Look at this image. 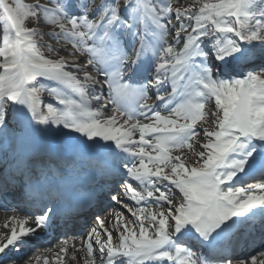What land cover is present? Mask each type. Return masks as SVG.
Masks as SVG:
<instances>
[{
  "label": "snow or ice",
  "instance_id": "obj_1",
  "mask_svg": "<svg viewBox=\"0 0 264 264\" xmlns=\"http://www.w3.org/2000/svg\"><path fill=\"white\" fill-rule=\"evenodd\" d=\"M29 18L58 31L29 28ZM0 33V144L32 145L15 171L0 170V194L27 188L36 206L11 217L0 254L57 227L65 205L91 203L95 190L81 195V175H111L108 198L135 223L121 212L106 227L96 215L81 238L85 264H264V0L183 9L173 0H0ZM44 35L69 42L86 63L48 58L42 48L56 50L40 44ZM209 115L215 126L198 127ZM201 133L194 161L173 155ZM244 235L258 252L237 253ZM60 251L67 255L66 242Z\"/></svg>",
  "mask_w": 264,
  "mask_h": 264
},
{
  "label": "bare ground",
  "instance_id": "obj_2",
  "mask_svg": "<svg viewBox=\"0 0 264 264\" xmlns=\"http://www.w3.org/2000/svg\"><path fill=\"white\" fill-rule=\"evenodd\" d=\"M183 3H184L185 6H188V5H192L194 3H197V0H184ZM37 30H39L40 32H43V33L55 32V31H52V30H50V31L47 32L46 30H44L40 26L37 27ZM52 39H53V41H52V43L50 45L52 46L53 49L56 50V52L54 53L52 51H49L47 48H42V51H44L45 56H47L50 59H57L59 56H63L66 60H69V61H77L79 63H86V61H85V54L84 53H81V52H78L75 49H73L72 46H71V44L69 42L68 43L65 42V40H63L62 38L61 39H54V38H52ZM169 39H171V37H169ZM39 42H40L41 45H49L44 40L43 37L40 38ZM0 43H2V33H0ZM68 52H73V55L69 56L68 55ZM89 69H91L90 66H89ZM96 75L98 76V79L101 80V82H102V77H100L97 73H96ZM43 83L48 84L50 82L43 81ZM46 96H47V93H44L43 98L46 97ZM149 103H157V102L153 98L152 100L149 101ZM93 106L95 107V103L93 104ZM109 108L111 109V107H109ZM111 115H113L112 111H111V113H108V112L105 111V116H111ZM10 140H13L15 142L18 141L16 139H9L7 142H9ZM196 142H197V146H198V151L202 150L199 147V144L200 143H203L204 140L196 139ZM5 146L6 145H4V144H0V162H2V160H3L4 156H5L4 153L7 152V155H8V157L10 159L7 162L8 165L4 169H7L10 172L11 171H15V169L17 167L21 166V162H23V161L21 160L20 154H16V153L14 154V153H11L10 151L8 152L5 149L6 148ZM25 147L26 146H24L23 149ZM184 150H188V149L186 148ZM182 152H183V150H182ZM29 153L30 152H28V154ZM22 158L23 159L24 158H27V156H22ZM195 159H196V157L194 155V157H191L188 160L189 161H194ZM9 164H12V165H10V167H9ZM105 176L106 175L97 176V179L98 180H101L103 183H107L109 181L105 179ZM10 191L14 192V193H12V195H10L11 197L16 196L17 199H19L21 197V195L18 193L19 186H17V188L10 189ZM27 192H28V189L25 188L24 189V193L22 194V196L27 201L26 204L29 205L31 207V209L35 210L34 208H36V206L33 203L30 202L31 197L28 195ZM106 192H107V188L106 189L104 188L102 190V195H104ZM8 195H9V192H8V194L6 196H8ZM2 197H4V195L3 194H0V199ZM23 208L26 209V210H28V211L30 210L29 207H23ZM13 216L19 217V216L15 215V214H7V215L0 214V235H3L5 232H10L11 217H13ZM106 222H107V219H105V223ZM6 224H8L9 227L6 228L5 227ZM246 231H252V229H247ZM43 233L44 232L42 231V232L38 233L37 236L29 237L27 243L24 246H22V248H21L22 250H24L22 252V254H24L29 249L30 243H38L39 240H40V239H38L39 238V235H41ZM73 238L74 239H77L76 236L73 237ZM239 238H242V236H240ZM246 240H247V237H243L242 240H241V242H240V247L238 248V250H239V253H241V254L244 253V252H241V249H244V251H245L248 248L247 245L245 244V241ZM63 241H70V238H66ZM75 241H77V240H75ZM62 247H64V246H62ZM62 247L61 246H52V247L45 246V247L36 249V251H40V252L39 253H35V254L33 253V255H31L30 257L28 256L29 258L27 257L26 260L23 261L21 264H44V257H47L48 258V264H60V260H59V257L57 256V254H59V256H62L63 257V264H85V259H87V255H86V251L85 250H79V251H77L76 248H72L71 246H67L68 247V253H67V255H65L64 253H62L60 251V249ZM255 247H257V246L256 245H253V248H255ZM73 254L76 257L75 260L70 259V257ZM3 256H4V254H0V257H3ZM37 257L40 258L39 261H37ZM19 260H20V258L18 257L16 260L11 261V263L12 264H19L20 263Z\"/></svg>",
  "mask_w": 264,
  "mask_h": 264
},
{
  "label": "rangeland",
  "instance_id": "obj_3",
  "mask_svg": "<svg viewBox=\"0 0 264 264\" xmlns=\"http://www.w3.org/2000/svg\"><path fill=\"white\" fill-rule=\"evenodd\" d=\"M24 2L27 3V4H35L37 2H40V3H48V0H24ZM201 2H202V0H201ZM184 6L185 5H184L183 2L180 3L179 0H173V7L174 8L175 7H180L182 9ZM26 26L29 27V28H35V29H37V27L40 26L41 28H43L47 32L50 31V30L55 31V32L58 31V28L56 26L51 25V24H48L46 21H44L43 18H41L38 22L37 21H34L32 18H29L26 21ZM43 38H44V40L47 43H52V41H53V39L49 35H44ZM65 42H67V41L65 40ZM88 71L90 72V74L92 73L91 70L88 69ZM43 99L46 100V101L55 103V101L52 98H50L48 95L46 97H44ZM214 110H215L214 100L209 101L208 104L206 105V111H208L209 113H211ZM110 111H111V109L109 108V110H107L106 112L109 113ZM214 120H215V118L212 117L211 115H209V117H208V123L206 125H203V124L202 125H198V127L207 126V127H209L211 129V128H213L215 126ZM196 139L203 140L202 133H201V136H198V137L195 138V140L193 142V144H194L193 149H191V150L190 149L183 150L182 153L181 152H174L173 155H181L182 154V158H186L187 161L189 163H191L192 161H189L188 159L191 158V157H194V153L195 152H198V146H197ZM134 186H135V184H134ZM177 198H179V195L178 194H177ZM124 203L128 204L129 207H133V210L135 209V207L132 204V202L125 200ZM113 206H114V210L116 212H115V216L113 218H111V223L115 222L116 214L117 213H121V212L123 213V216H124V222L132 221L133 224L135 223L134 218L131 217V215L128 213L127 209H125L121 205L116 204L115 202H113ZM151 208L153 210H160L159 208H157V206L155 204L151 205ZM130 226H132V224H130ZM114 236H115L116 241L118 242V237H117L116 232H114ZM80 246H81V242L79 244H77V247H80ZM7 261H8L7 259H5V258L3 259L2 258V259H0V264H9V262H7ZM19 264H21V263H19Z\"/></svg>",
  "mask_w": 264,
  "mask_h": 264
}]
</instances>
